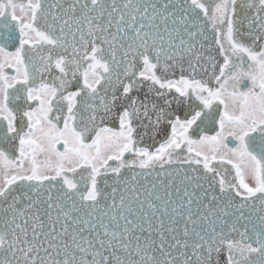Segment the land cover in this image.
Instances as JSON below:
<instances>
[{"label":"snow or ice","instance_id":"6c2138e0","mask_svg":"<svg viewBox=\"0 0 264 264\" xmlns=\"http://www.w3.org/2000/svg\"><path fill=\"white\" fill-rule=\"evenodd\" d=\"M0 264H264V0H0Z\"/></svg>","mask_w":264,"mask_h":264},{"label":"flooded vegetation","instance_id":"af4514ba","mask_svg":"<svg viewBox=\"0 0 264 264\" xmlns=\"http://www.w3.org/2000/svg\"><path fill=\"white\" fill-rule=\"evenodd\" d=\"M9 50L10 51H14V49L13 48H9ZM220 62H222V59H221V61ZM10 72H11V70H9ZM61 125H62V121H61ZM208 134L209 135H212V134H214V130H209V132H208ZM225 167H228V168H230V166L229 165H225Z\"/></svg>","mask_w":264,"mask_h":264},{"label":"water","instance_id":"95a60500","mask_svg":"<svg viewBox=\"0 0 264 264\" xmlns=\"http://www.w3.org/2000/svg\"><path fill=\"white\" fill-rule=\"evenodd\" d=\"M222 59V58H221Z\"/></svg>","mask_w":264,"mask_h":264}]
</instances>
